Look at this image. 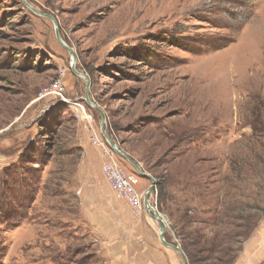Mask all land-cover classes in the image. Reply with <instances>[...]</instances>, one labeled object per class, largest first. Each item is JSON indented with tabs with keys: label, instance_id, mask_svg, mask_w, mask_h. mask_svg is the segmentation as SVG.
Wrapping results in <instances>:
<instances>
[{
	"label": "rangeland",
	"instance_id": "obj_1",
	"mask_svg": "<svg viewBox=\"0 0 264 264\" xmlns=\"http://www.w3.org/2000/svg\"><path fill=\"white\" fill-rule=\"evenodd\" d=\"M25 2L55 19L106 133L155 180L164 240L236 264L264 225V0ZM70 64L50 20L0 0V264H182L104 178L112 157L140 194L151 186L110 149ZM94 213L117 227L106 249ZM129 222L135 242L118 239Z\"/></svg>",
	"mask_w": 264,
	"mask_h": 264
},
{
	"label": "crops",
	"instance_id": "obj_2",
	"mask_svg": "<svg viewBox=\"0 0 264 264\" xmlns=\"http://www.w3.org/2000/svg\"><path fill=\"white\" fill-rule=\"evenodd\" d=\"M134 211H140V210H134ZM104 216L105 215L101 216L99 222L97 220V215L95 213L90 218H88L89 224L87 231L89 234L92 233L96 234L94 235V237H92V240L94 244L95 245L98 244L101 247V249H106L107 244H110V241L112 242L117 241L115 240L117 239V237H113V238L111 237L114 234V230H117V227H114L111 220L105 218L107 215L105 217ZM118 233H119L118 239L122 240L124 239L125 236H129V239H125V240L135 242L138 239L137 237H139L143 232L141 233L140 228L139 230H137V228L134 225H131L129 222L126 224V227L120 228V231ZM145 235L146 237L144 239L146 240L142 241V245L144 249L147 250V248L152 247L151 243L154 242H151L152 241L151 236L148 237V235H151V231L149 233H145ZM131 236L132 239H130ZM145 250L144 252H146ZM144 261H147L149 264L152 262H158L160 264H172L171 260L162 257L159 259H155V261L146 258L144 259ZM236 264H264V225L245 244L244 252L237 259Z\"/></svg>",
	"mask_w": 264,
	"mask_h": 264
},
{
	"label": "water",
	"instance_id": "obj_3",
	"mask_svg": "<svg viewBox=\"0 0 264 264\" xmlns=\"http://www.w3.org/2000/svg\"><path fill=\"white\" fill-rule=\"evenodd\" d=\"M23 3L25 4V6L30 9L33 13L37 14V15H40L42 17H45L46 19L50 20L54 26V29H55V36H56V39L58 41V43L60 44L61 47H63L71 56V69L73 71V73L77 76H80L81 73L75 69V64H76V61H77V58H76V54L73 52L72 49H70L59 37V34H58V31H57V23L55 21V19L50 16V15H47V14H40L38 12H36L34 9H32L26 2L25 0H22ZM84 75V74H83ZM84 80H85V93H84V101L94 107L98 113L100 114V131L103 135V137L105 138L106 142L108 143L110 149L113 151V153L115 155H117L118 157H120L122 160L128 162L132 167L133 169L139 174L141 175L142 177L148 179L151 183V186L149 188V190L145 193V195L143 196V208L146 212V214L149 216L150 213H153V217L151 218L153 221H156V223L159 224V228H158V237H159V240L160 242L162 243V245L164 247H167L171 250H173L174 252L178 253L181 260H182V264H188V260L185 256V254L183 253V251L181 250V248L179 246H175V245H172V244H169L167 243L165 240H164V232H165V229H166V226L163 222V217L158 214L155 209L150 205V196L152 195V193L154 192V188H155V180L150 177L149 175H146L145 173H143L140 169V167L138 166V164L133 161L131 158H129L126 154H124L123 152L120 151V149L116 146V144L110 139V137L108 136V134L106 133L105 129H104V123H105V115L104 113L102 112L101 109H99L97 106H95L90 98H89V95H88V89H89V79L87 76L84 75Z\"/></svg>",
	"mask_w": 264,
	"mask_h": 264
},
{
	"label": "built area",
	"instance_id": "obj_4",
	"mask_svg": "<svg viewBox=\"0 0 264 264\" xmlns=\"http://www.w3.org/2000/svg\"><path fill=\"white\" fill-rule=\"evenodd\" d=\"M49 93L55 95L60 101H65L60 80L55 81ZM79 111L82 115H85L82 107H80ZM102 174L119 198L123 199L134 210L143 209V195L136 189L138 178L135 175L125 173L112 157L104 164Z\"/></svg>",
	"mask_w": 264,
	"mask_h": 264
},
{
	"label": "trees",
	"instance_id": "obj_5",
	"mask_svg": "<svg viewBox=\"0 0 264 264\" xmlns=\"http://www.w3.org/2000/svg\"><path fill=\"white\" fill-rule=\"evenodd\" d=\"M180 236H184L183 234H180ZM205 243H206V241H205ZM182 250H183V252H184V254L186 255V257H187V259H188V262H189V264H190V262H191V264H203V263H201V262H197V261H195L194 259H193V257L191 256V254L189 253V251H187V249H186V247H183L182 248ZM207 251V250H206ZM205 251V252H206ZM196 253V252H195ZM199 253V252H198ZM197 254V253H196ZM207 256H208V261H212L211 260V253H207ZM234 258V257H233ZM233 258L230 260V261H224L225 259H224V257H221L220 259H218V261H217V264H232V261H233ZM224 259V260H223ZM214 261H216V259H213ZM210 264H215V263H213V262H210Z\"/></svg>",
	"mask_w": 264,
	"mask_h": 264
},
{
	"label": "bare ground",
	"instance_id": "obj_6",
	"mask_svg": "<svg viewBox=\"0 0 264 264\" xmlns=\"http://www.w3.org/2000/svg\"><path fill=\"white\" fill-rule=\"evenodd\" d=\"M79 77L84 79V75H83V74H81ZM149 217L152 218V217H153V213H150V214H149ZM155 222H156V221H155ZM158 225H159V224H158Z\"/></svg>",
	"mask_w": 264,
	"mask_h": 264
}]
</instances>
